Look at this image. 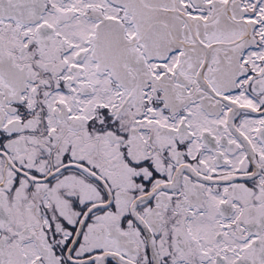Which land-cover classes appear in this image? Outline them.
Returning a JSON list of instances; mask_svg holds the SVG:
<instances>
[{
  "label": "snow or ice",
  "instance_id": "snow-or-ice-1",
  "mask_svg": "<svg viewBox=\"0 0 264 264\" xmlns=\"http://www.w3.org/2000/svg\"><path fill=\"white\" fill-rule=\"evenodd\" d=\"M0 264H264V0H0Z\"/></svg>",
  "mask_w": 264,
  "mask_h": 264
}]
</instances>
